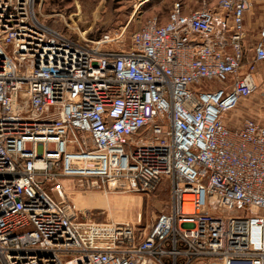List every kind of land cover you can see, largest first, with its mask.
I'll list each match as a JSON object with an SVG mask.
<instances>
[{"label": "built area", "instance_id": "1", "mask_svg": "<svg viewBox=\"0 0 264 264\" xmlns=\"http://www.w3.org/2000/svg\"><path fill=\"white\" fill-rule=\"evenodd\" d=\"M172 4L127 51L79 44L35 0H0V264H264V120L223 117L258 89L249 0ZM261 108L264 110V92ZM171 205L152 227L79 220L62 181Z\"/></svg>", "mask_w": 264, "mask_h": 264}, {"label": "rangeland", "instance_id": "2", "mask_svg": "<svg viewBox=\"0 0 264 264\" xmlns=\"http://www.w3.org/2000/svg\"><path fill=\"white\" fill-rule=\"evenodd\" d=\"M35 0V14L40 22L79 44L104 41L102 50L127 51L132 47L131 36L150 17L165 21L172 4L184 6L185 13L200 9V0ZM214 7L216 0H210ZM261 16V9L256 16ZM257 32L254 30L243 41L245 59L253 56ZM255 94L244 101L235 112L223 117L229 128H240L244 118H261L264 92V63L257 66ZM68 200L78 212L79 220L92 222H128L144 232L152 227L157 217L170 210V184L164 179L156 191L149 194L90 193L62 181ZM191 264H204L195 260Z\"/></svg>", "mask_w": 264, "mask_h": 264}, {"label": "crops", "instance_id": "3", "mask_svg": "<svg viewBox=\"0 0 264 264\" xmlns=\"http://www.w3.org/2000/svg\"><path fill=\"white\" fill-rule=\"evenodd\" d=\"M151 0H144V4ZM251 7L244 13L243 23L245 28L246 36L250 35L251 32L256 30L257 36L255 40H259L258 33L262 25H264V0H249ZM261 9V16H256L258 10ZM246 38V37H245ZM256 41V42H257ZM257 80V72L255 74Z\"/></svg>", "mask_w": 264, "mask_h": 264}, {"label": "bare ground", "instance_id": "4", "mask_svg": "<svg viewBox=\"0 0 264 264\" xmlns=\"http://www.w3.org/2000/svg\"><path fill=\"white\" fill-rule=\"evenodd\" d=\"M256 82H257V80H256Z\"/></svg>", "mask_w": 264, "mask_h": 264}]
</instances>
